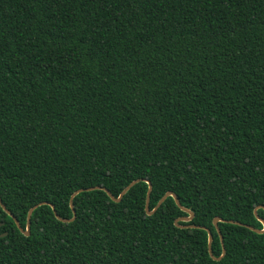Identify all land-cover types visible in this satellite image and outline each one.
I'll return each mask as SVG.
<instances>
[{"label": "trees", "instance_id": "obj_1", "mask_svg": "<svg viewBox=\"0 0 264 264\" xmlns=\"http://www.w3.org/2000/svg\"><path fill=\"white\" fill-rule=\"evenodd\" d=\"M0 194V264H264V0H0Z\"/></svg>", "mask_w": 264, "mask_h": 264}, {"label": "water", "instance_id": "obj_2", "mask_svg": "<svg viewBox=\"0 0 264 264\" xmlns=\"http://www.w3.org/2000/svg\"><path fill=\"white\" fill-rule=\"evenodd\" d=\"M145 181H147L148 183H149V190H148V193H147V200H146V211H147V213L148 214H153V213H155L157 210H158V208L163 204V202L169 197V196H172L174 199H175V201H176V203H177V205L182 209V210H184L185 212H187L188 213V216H183V217H180V218H177V220H176V225L177 226H179V227H199V228H203V229H206L207 231H208V234H209V251H210V254H211V256L214 258V259H220L221 257H215V255L213 254V250H212V242H213V234H212V232H211V230L209 229V228H207V227H205V226H199V225H180L179 224V221H192L193 220V218H194V216H195V213L191 210V209H189V208H186V207H184L183 205H182V203H181V201H180V199H179V197L177 196V194L175 193V192H173V191H168L160 200H159V202H158V204H157V206L153 209V210H150V198H151V192H152V188H153V185H152V183H151V181H149V180H145ZM137 182H139V179H136V180H134V181H132L122 192H121V194L118 196V197H116L109 189H107L106 187H103V186H100V185H98V186H93V187H88V188H82V189H78V190H76L73 194H72V196H71V206H72V209H73V213H74V215H73V218H71V219H66V218H63V217H61L58 213H57V211L55 210V206L53 205V204H50L49 202H47V201H44V202H41L40 204H37V205H35V206H33L30 210H29V213H28V221H27V226H26V229L21 225V223H20V221H19V219L12 213V211L10 210V209H8L7 207H6V205L3 203V201H2V198H1V194H0V204H1V206H2V208L15 220V222H16V224H17V226H18V228L21 230V232L23 233V234H25V235H30V233H31V231H30V229H31V217H32V214H33V211L38 207V206H40V205H43V204H50L51 206H52V208H53V210H54V212H55V214H56V217L58 218V219H60L61 221H63V222H70V221H73V220H75V218L77 217V212H76V209H75V206H74V197L77 195V194H79L80 192H82V191H89V190H94V189H102V190H105L106 192H107V194L112 198V200H114V201H116V202H120L121 200H122V198H123V196L137 183ZM260 207H263L264 208V206H259V207H257L256 208V212H257V210H258V208H260ZM257 217H258V215H257ZM259 218V220L263 223V226H264V219H262V218H260V217H258ZM226 221V222H231V223H237V224H240V225H244V226H246V227H248V228H250V229H252V230H254V231H256V232H258V233H264V227L262 228V229H259V228H256V227H254V226H252V225H249V224H244V223H242V222H239V221H234V220H224V219H221V218H216L215 220H214V223H215V226H216V228H217V230H218V232H219V234H220V236H221V240H222V245H223V247H224V242H223V236H222V234H221V231H220V228H219V226H218V221ZM3 223H0V226L2 225ZM5 235H7V232H4V233H1L0 234V236L1 237H3V236H5ZM225 252H226V249L224 248L223 249V254H222V256L223 255H225Z\"/></svg>", "mask_w": 264, "mask_h": 264}]
</instances>
